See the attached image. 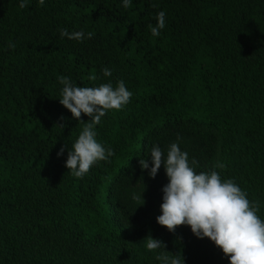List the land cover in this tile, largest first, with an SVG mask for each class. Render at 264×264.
<instances>
[{"label":"trees","instance_id":"trees-1","mask_svg":"<svg viewBox=\"0 0 264 264\" xmlns=\"http://www.w3.org/2000/svg\"><path fill=\"white\" fill-rule=\"evenodd\" d=\"M159 10L167 22L153 37ZM58 26L94 35L62 39ZM58 74L85 87L122 79L133 92L96 126L114 155L82 178L57 151L89 118L59 104ZM177 136L197 172L225 164L216 170L264 219V0H0V264H158L147 236L183 264H228L188 226L156 223L167 178L138 161Z\"/></svg>","mask_w":264,"mask_h":264},{"label":"clouds","instance_id":"clouds-1","mask_svg":"<svg viewBox=\"0 0 264 264\" xmlns=\"http://www.w3.org/2000/svg\"><path fill=\"white\" fill-rule=\"evenodd\" d=\"M31 0H18V7L24 9ZM40 6L45 0H37ZM120 5L128 9L132 0H120ZM156 7L155 4L152 5ZM155 24H150L149 31L153 37H159L166 26V12L155 13ZM59 37L76 42L91 39L92 31L83 29L69 31L58 26ZM9 50L16 44L9 42ZM102 75L111 77L112 69L103 67ZM59 104L71 113V118L79 121L83 113L89 119L81 122L83 127L70 147L61 146L57 156L67 152L64 165L67 172L75 178L85 176L93 165L98 162H108L114 155L110 146H105L97 139L96 126L108 111H120L131 100L133 92L125 81L111 80L93 86H77L67 75H57ZM95 80V76H90ZM63 127V125H61ZM180 137L169 143L165 148L153 144L149 149L148 159H139L141 170H147L149 178H154L158 169L163 166L167 183L161 187L160 214L155 220L158 225L169 232L176 226H188L191 233L198 239L207 238L217 246L228 264H264V219L259 215L260 204L250 200L248 193L234 179L222 178L220 172L226 166L221 162L213 165L212 170L196 171L195 159H190L187 151L179 146ZM132 200H139L141 192L131 193ZM137 205V206H138ZM144 246L149 252H154L158 264H183L180 254L164 251V245L159 239L147 236Z\"/></svg>","mask_w":264,"mask_h":264}]
</instances>
